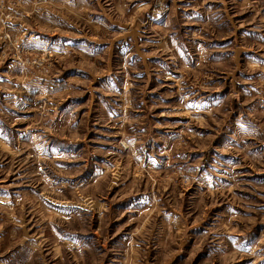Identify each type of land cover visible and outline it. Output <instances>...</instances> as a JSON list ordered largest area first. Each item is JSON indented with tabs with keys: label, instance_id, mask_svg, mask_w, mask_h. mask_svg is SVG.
Segmentation results:
<instances>
[{
	"label": "rangeland",
	"instance_id": "374dc122",
	"mask_svg": "<svg viewBox=\"0 0 264 264\" xmlns=\"http://www.w3.org/2000/svg\"><path fill=\"white\" fill-rule=\"evenodd\" d=\"M0 264H264V0H0Z\"/></svg>",
	"mask_w": 264,
	"mask_h": 264
}]
</instances>
